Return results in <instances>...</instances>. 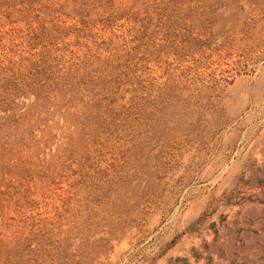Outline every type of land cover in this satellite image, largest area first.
Here are the masks:
<instances>
[{"label":"rangeland","instance_id":"rangeland-1","mask_svg":"<svg viewBox=\"0 0 264 264\" xmlns=\"http://www.w3.org/2000/svg\"><path fill=\"white\" fill-rule=\"evenodd\" d=\"M0 264H264V0H0Z\"/></svg>","mask_w":264,"mask_h":264}]
</instances>
